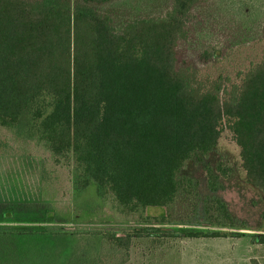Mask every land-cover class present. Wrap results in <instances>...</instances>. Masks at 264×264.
<instances>
[{
	"label": "trees",
	"instance_id": "trees-1",
	"mask_svg": "<svg viewBox=\"0 0 264 264\" xmlns=\"http://www.w3.org/2000/svg\"><path fill=\"white\" fill-rule=\"evenodd\" d=\"M241 1L0 0V126L55 161L72 155L100 196L134 212L171 203L179 170L211 151L226 124L247 183L264 197V56L228 89L193 67L264 39V0L250 25L234 7ZM164 236L104 234L124 251L133 238ZM250 242L264 245V234Z\"/></svg>",
	"mask_w": 264,
	"mask_h": 264
},
{
	"label": "rangeland",
	"instance_id": "rangeland-1",
	"mask_svg": "<svg viewBox=\"0 0 264 264\" xmlns=\"http://www.w3.org/2000/svg\"><path fill=\"white\" fill-rule=\"evenodd\" d=\"M234 7L248 25L260 17L259 0ZM263 56L264 39L255 36L233 47L222 61H194L193 67L201 82L218 81L228 89ZM178 183L175 198L163 208L121 210L75 172L72 155L55 161L33 141L0 126V230L7 232L0 237V264H70L74 259V264H250V259L264 264V245L246 252L247 242L264 234V197L247 183L226 124L211 151L186 161ZM69 227L85 233H58ZM151 228L171 237L133 238L127 251L104 238Z\"/></svg>",
	"mask_w": 264,
	"mask_h": 264
},
{
	"label": "crops",
	"instance_id": "crops-1",
	"mask_svg": "<svg viewBox=\"0 0 264 264\" xmlns=\"http://www.w3.org/2000/svg\"><path fill=\"white\" fill-rule=\"evenodd\" d=\"M222 239H226V238H222ZM235 244H238V243H235ZM254 246H260V245L259 244H253L251 242H247L246 252L253 250ZM248 256H249V254H248Z\"/></svg>",
	"mask_w": 264,
	"mask_h": 264
}]
</instances>
